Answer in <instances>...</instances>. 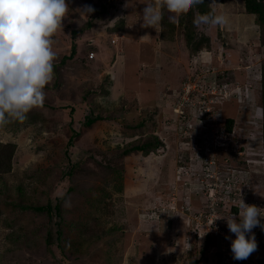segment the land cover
<instances>
[{
    "label": "rangeland",
    "instance_id": "374dc122",
    "mask_svg": "<svg viewBox=\"0 0 264 264\" xmlns=\"http://www.w3.org/2000/svg\"><path fill=\"white\" fill-rule=\"evenodd\" d=\"M146 2L66 0L43 105L0 127V146L14 145L10 171L0 174V264H264L260 227L246 260L232 258L235 236L225 220L207 227L238 214L239 193L264 215L255 115L264 48L255 16L243 0H207L227 26H195V6L176 22L165 10L161 31L141 26ZM84 5L95 11L82 16ZM187 34L189 43L208 40L193 52ZM72 44L74 56L64 59ZM197 99L204 112L195 113ZM88 118L100 119L87 126ZM202 119H210L211 133ZM154 135L164 148L119 157ZM219 138L231 142L204 155L203 140L217 145ZM58 199L61 218L35 210ZM77 219L88 220V235L78 237ZM57 227L68 239L46 245Z\"/></svg>",
    "mask_w": 264,
    "mask_h": 264
},
{
    "label": "clouds",
    "instance_id": "9594fccd",
    "mask_svg": "<svg viewBox=\"0 0 264 264\" xmlns=\"http://www.w3.org/2000/svg\"><path fill=\"white\" fill-rule=\"evenodd\" d=\"M213 2L215 0H210V4ZM202 3L204 0H147L144 3L146 6L143 9L141 26L154 29L159 27L163 31L161 21L165 10L171 14L170 21L176 22L180 15ZM78 11L87 17L95 9L91 5H84ZM68 14L66 0H0V127L26 121L27 114L32 109L43 105L44 89L55 75L54 61L57 53L52 47V37L58 30L62 31V21ZM193 23L197 27L227 26L229 20L223 13L209 11L197 12ZM200 100L197 99L193 104V107L196 106L195 113L201 110L204 112L206 108L205 101ZM255 115L264 119V107L258 106ZM202 121L207 122L203 129L211 133L210 119ZM228 139L225 142L219 138L225 145H215L214 148L229 145L231 139ZM237 209V215L218 217L207 227L211 231L216 220H225L228 230L235 236L234 239L225 237L231 239L232 258L246 260L257 250L253 229L260 227L264 231V215L261 214V208L246 204L241 193Z\"/></svg>",
    "mask_w": 264,
    "mask_h": 264
},
{
    "label": "trees",
    "instance_id": "16d2710c",
    "mask_svg": "<svg viewBox=\"0 0 264 264\" xmlns=\"http://www.w3.org/2000/svg\"><path fill=\"white\" fill-rule=\"evenodd\" d=\"M206 1L207 0H204V3L197 5L199 7L198 8L199 13H207V12L211 11L210 9H207ZM243 7H244V12L246 14L255 16V24L259 27L260 35H261L260 36L261 37V44L264 48V0H243ZM73 34H74V32H73ZM187 38H188L187 44L189 46H191V49L193 52H197L200 49L201 44L205 43L208 40L207 38H204V40H202V41L199 40L197 42L195 41V42L189 43V40L192 39V37H190L189 34H187ZM74 54H75V45L72 44L70 47L69 55L66 56L64 59H70L71 57L74 56ZM89 60H91V59H89ZM213 82L217 83V82H215V80H213ZM260 90H261V107H264V64L261 66V71H260ZM97 119H100V118H91V119L88 118L85 122V125L90 126ZM202 120H200V121H202ZM231 124H232V119L229 118V119L225 120L226 131H228V132L231 131ZM184 132H187V131H184ZM261 134H262V143H263V150H264V119H262ZM71 135L72 136H70V138L72 137V139H73V137L78 136V133L72 129ZM70 138H69L68 143H67L68 147H70L72 145ZM163 145H164L163 141L154 135V136H152L151 139H148L147 141H144L140 144H132L131 146H128V147L122 149L120 154H119V157H122L124 155H128V154L133 153V152H140L141 154H143L145 156V155H148L150 152H153V151L155 152L161 148H164ZM3 148H5V150ZM13 151H14V145H12V144H4V145L0 146V174L7 173L10 171V158H11V154L13 153ZM68 173H70V172H66L65 174L68 175ZM203 176H204V174H203ZM61 200H62V198H61ZM20 208H24V205L20 206ZM35 210L38 212H45L48 215V218L50 220L53 218L55 219V218H61L62 217L61 216V209H60V199H58L54 204H52L51 202H47L43 206H38L37 208H35ZM87 221L88 220H86V219H84V220L83 219H79V220L77 219V220H74L73 222H71V224L76 225L78 228H84L83 231L78 232V237L84 236V233L86 235L89 234L90 231L88 232V222ZM91 222L93 223V220H91ZM55 224H57V222H55ZM87 232H88V234H87ZM78 237L74 238L75 241H78L77 244L80 243L78 240ZM65 239L67 240L68 238L63 235L62 231L60 229H58V227H57V229H55V231H52V232H50L48 230L46 235H45L46 245H49V244L55 242L56 246H60V244L58 242H64ZM97 239H99V237H97ZM201 257H202V253H201ZM198 263H199V259L193 260L190 264H198Z\"/></svg>",
    "mask_w": 264,
    "mask_h": 264
},
{
    "label": "built area",
    "instance_id": "2783aa9c",
    "mask_svg": "<svg viewBox=\"0 0 264 264\" xmlns=\"http://www.w3.org/2000/svg\"><path fill=\"white\" fill-rule=\"evenodd\" d=\"M93 56H94V54H93V52H90L89 54H88V58L89 59H92L93 58ZM204 142H202L201 144H203L202 145V148H203V151H204V155H207L208 154V150H210V149H212L214 146H215V144H209L208 143V140H203ZM206 142H207V144H206ZM206 144V145H205ZM217 145L219 146H221V145H225V144H223V143H217ZM194 146V148L195 149H197L198 148V145L197 144H194L193 145ZM197 147V148H196ZM199 149V151H200V148H198Z\"/></svg>",
    "mask_w": 264,
    "mask_h": 264
}]
</instances>
